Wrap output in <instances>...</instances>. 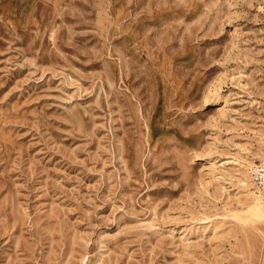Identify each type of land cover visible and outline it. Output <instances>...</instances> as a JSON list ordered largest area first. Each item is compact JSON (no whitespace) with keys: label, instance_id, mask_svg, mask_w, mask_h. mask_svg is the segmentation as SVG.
<instances>
[{"label":"rangeland","instance_id":"374dc122","mask_svg":"<svg viewBox=\"0 0 264 264\" xmlns=\"http://www.w3.org/2000/svg\"><path fill=\"white\" fill-rule=\"evenodd\" d=\"M262 160L264 0H0V264H264Z\"/></svg>","mask_w":264,"mask_h":264},{"label":"built area","instance_id":"2783aa9c","mask_svg":"<svg viewBox=\"0 0 264 264\" xmlns=\"http://www.w3.org/2000/svg\"><path fill=\"white\" fill-rule=\"evenodd\" d=\"M251 173L257 188L264 193V160L255 164Z\"/></svg>","mask_w":264,"mask_h":264},{"label":"bare ground","instance_id":"6f19581e","mask_svg":"<svg viewBox=\"0 0 264 264\" xmlns=\"http://www.w3.org/2000/svg\"><path fill=\"white\" fill-rule=\"evenodd\" d=\"M253 168V167H252ZM251 176H252V174H250ZM252 178H253V176H252ZM253 181H254V179H253ZM258 191H261V190H259L258 189ZM262 192V191H261ZM263 193V192H262ZM262 193H260L256 198H255V205H254V208H253V210H255L257 207H260V202L259 201H257L258 200V197H260L261 195H263ZM264 215H262V216H260V215H258V216H256V217H258V219L259 218H262Z\"/></svg>","mask_w":264,"mask_h":264}]
</instances>
